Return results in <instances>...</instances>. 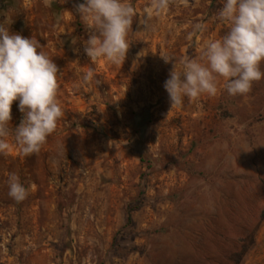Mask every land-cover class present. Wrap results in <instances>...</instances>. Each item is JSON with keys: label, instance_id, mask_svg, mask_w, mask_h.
Returning a JSON list of instances; mask_svg holds the SVG:
<instances>
[{"label": "rangeland", "instance_id": "1", "mask_svg": "<svg viewBox=\"0 0 264 264\" xmlns=\"http://www.w3.org/2000/svg\"><path fill=\"white\" fill-rule=\"evenodd\" d=\"M82 2L0 0V24L60 70L63 111L38 152L21 155L9 136L0 153V264H264V79L231 96L221 78L215 96L180 106L163 88L173 61L159 54L180 71L228 32L222 0H124L121 63L88 59ZM9 173L28 190L21 202Z\"/></svg>", "mask_w": 264, "mask_h": 264}, {"label": "clouds", "instance_id": "2", "mask_svg": "<svg viewBox=\"0 0 264 264\" xmlns=\"http://www.w3.org/2000/svg\"><path fill=\"white\" fill-rule=\"evenodd\" d=\"M166 5L167 0L155 2L157 9ZM76 12L90 30L83 43L88 59L124 61L129 48L127 35L134 16L132 7L124 0H83L76 6ZM218 19L229 26L228 32L219 39L206 41L198 59L183 58L180 61L182 70H176L175 57L159 54L165 63L173 61V68L163 83L171 106L182 105L185 97L196 99L205 93L215 96L221 78L223 88L231 96L247 95L253 82L264 79L261 67L264 61V0H222ZM41 47L38 40L12 32L0 24V153H6L11 147L9 136L21 155L38 152L63 115L57 100L60 70ZM93 77L89 69L83 82L88 84ZM14 101H18L17 107L23 116L18 125L10 128ZM241 149L249 150L244 145ZM6 182L11 198L17 202L26 199L28 190L18 174L9 173Z\"/></svg>", "mask_w": 264, "mask_h": 264}]
</instances>
